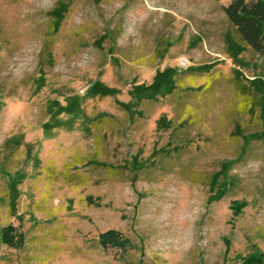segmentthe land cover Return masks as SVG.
Wrapping results in <instances>:
<instances>
[{
  "label": "rangeland",
  "instance_id": "374dc122",
  "mask_svg": "<svg viewBox=\"0 0 264 264\" xmlns=\"http://www.w3.org/2000/svg\"><path fill=\"white\" fill-rule=\"evenodd\" d=\"M229 2L0 0V264L264 260V58Z\"/></svg>",
  "mask_w": 264,
  "mask_h": 264
},
{
  "label": "trees",
  "instance_id": "16d2710c",
  "mask_svg": "<svg viewBox=\"0 0 264 264\" xmlns=\"http://www.w3.org/2000/svg\"><path fill=\"white\" fill-rule=\"evenodd\" d=\"M223 11L234 26L243 42L251 50L264 58V0H230L223 6ZM179 90L184 87L182 80L177 81ZM180 121V120H179ZM115 231H108L101 235L103 243L116 241ZM5 243L13 244L10 235H3ZM120 240V239H119ZM118 240V242H120ZM119 245H121L119 243ZM245 264H264L262 258L249 256L244 259Z\"/></svg>",
  "mask_w": 264,
  "mask_h": 264
},
{
  "label": "built area",
  "instance_id": "2783aa9c",
  "mask_svg": "<svg viewBox=\"0 0 264 264\" xmlns=\"http://www.w3.org/2000/svg\"><path fill=\"white\" fill-rule=\"evenodd\" d=\"M187 64H188V61L183 59V60L180 61V65L179 66L181 68H185L187 66Z\"/></svg>",
  "mask_w": 264,
  "mask_h": 264
}]
</instances>
